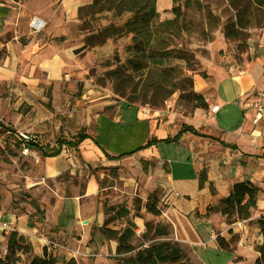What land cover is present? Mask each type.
<instances>
[{
  "label": "crops",
  "instance_id": "crops-1",
  "mask_svg": "<svg viewBox=\"0 0 264 264\" xmlns=\"http://www.w3.org/2000/svg\"><path fill=\"white\" fill-rule=\"evenodd\" d=\"M93 1L0 0V147L9 138L22 147V134L50 149L59 139L73 141L80 132L88 136L77 148L64 144L53 157H45L33 145L27 147L40 159L42 175L27 187L29 198L19 199L18 190L0 184L1 248L6 250L8 235L16 231L30 242L36 256L46 251L59 263L85 260L96 249L107 254L111 248V255H116L117 243L100 231L105 216L94 170L139 159L153 168L150 176L162 187L175 216L191 225L190 237L176 228V240L192 250L191 260H208V250L226 252L218 236L230 241L240 234L241 246L227 252L229 260L255 264L260 257L257 247L263 242L258 219L264 216V124H253L254 112L246 101L264 93L263 66L257 64L243 73L232 70L211 81L196 75L194 92L208 107L196 108L179 120L166 111H139L104 99L74 102L69 96L64 98L65 110L44 113V90L53 86L51 102L56 104L57 90L66 86L63 79L78 47L73 28L80 22V10ZM172 8L173 0L160 4L157 0L159 14L166 15L162 20L171 19ZM34 17L46 22L42 32L31 30ZM215 106L217 112L212 111ZM184 125L199 135L186 132L178 141L166 142ZM153 140L157 142L145 147ZM124 154L132 155L119 159ZM203 170L207 180L201 188ZM246 180L261 189L257 207L249 220L229 225L213 209L230 195L235 183ZM3 223L12 231L3 230Z\"/></svg>",
  "mask_w": 264,
  "mask_h": 264
},
{
  "label": "rangeland",
  "instance_id": "rangeland-1",
  "mask_svg": "<svg viewBox=\"0 0 264 264\" xmlns=\"http://www.w3.org/2000/svg\"><path fill=\"white\" fill-rule=\"evenodd\" d=\"M158 2L160 4L161 0ZM181 14L182 17L176 24L177 34L166 41L168 50L173 51L176 56L183 57L169 63L179 72L176 87L165 85L158 91L140 82L139 77L134 82L111 77L110 72L118 66H128L126 59L131 44L130 36L109 39L103 46L87 49L80 47L81 44L85 45V38L89 34H96L110 23L120 22L119 19H114L111 13L96 14L88 18L82 14L80 22L73 28L78 47L63 79L66 86L57 90L59 98L56 104L52 103L53 86H48L44 90L47 101L44 113L55 112L56 108L65 110L64 98L69 96L74 102L104 99L112 104L131 106L139 111L144 109L166 111L179 120L195 109L193 104L196 75L203 77L205 75V78L211 81L231 74L232 70L239 73L249 71L257 64L262 65L264 69V9H258L246 2L242 5L240 2L232 5L230 0H189L186 4L183 0ZM160 16L162 19L166 18V15ZM174 17V13L171 12V19ZM226 26L237 32L238 36L228 37L225 33ZM128 70L131 72V69ZM164 96H167L164 102L155 105V102ZM50 104H53V108L49 106ZM13 141L15 140L9 138L7 144L0 147V175L3 176L0 184L18 190L16 197L19 199L29 198L31 194L27 187L41 177L43 166L40 159L31 155L33 150L24 152L23 146L20 147ZM152 171L149 163L139 159L121 160L113 167H97L94 174L100 185L101 210L103 211L105 203L128 208L131 216H136L134 221L138 236L135 244L141 243L139 235L145 230L146 222L168 226L169 239L177 241V227L182 235L190 237L193 235L191 225L185 218L175 216L172 206L164 200L162 187L151 178ZM149 200L151 202L158 200L160 215L147 212L145 206ZM214 210L217 211V207ZM195 217L200 216L196 214ZM223 219L229 224L225 218ZM110 226L115 229L121 227L119 221L113 222ZM239 239L240 234L232 235L230 241L223 238L228 247L224 250L226 252L208 250L206 251L208 260L204 261L191 260L190 246L186 245L183 248L190 264H252V260H229L231 254L227 252L233 253L241 246ZM94 253L95 255L90 253L85 260H73V264H120L115 258L116 255H111V248L107 254H102L99 249ZM66 263L67 260L59 264Z\"/></svg>",
  "mask_w": 264,
  "mask_h": 264
},
{
  "label": "trees",
  "instance_id": "trees-1",
  "mask_svg": "<svg viewBox=\"0 0 264 264\" xmlns=\"http://www.w3.org/2000/svg\"><path fill=\"white\" fill-rule=\"evenodd\" d=\"M183 0H173L172 11L174 19L162 20L157 10V0H94L89 6L80 10V16L89 17L96 14L111 13L119 23H110L96 34H89L85 38V45L82 49L95 46H103L109 39L131 37L129 55L126 59L128 66H118L110 72L112 78L134 82L139 77L140 82L149 85L155 91L163 86L176 87L178 70L169 63L174 59H183L176 56L173 51L168 50L167 39L177 34L176 24L182 17L181 7ZM189 0H184L185 4ZM232 5L237 2L253 4L258 9H264V0H230ZM128 16V17H126ZM126 17V18H125ZM125 18V19H124ZM228 37H237L238 33L233 32L229 26L225 27ZM131 69V72H129ZM204 77H206L204 75ZM173 92L171 91L170 94ZM167 96H164L155 105L163 103ZM195 101V102H194ZM193 107L206 109L207 103L204 98L194 92ZM6 132L10 131L4 126ZM191 132L199 135L198 132L184 125L180 133L173 139L166 142L178 141L183 133ZM88 136L80 132L73 141L58 140L57 147L52 149L40 147L36 144H29L37 147L45 157L57 156L61 153L64 144L70 147H78ZM157 141H150L145 147L155 144ZM226 147H233L225 144ZM132 154H124L119 159ZM207 180L206 171L200 174V187L204 186ZM261 189L253 182L246 180L233 185L231 193L223 199L217 207L223 218L229 225L240 221L249 220L257 207V201ZM158 200L146 204L147 212L153 215H160L161 209L157 204ZM214 210V209H213ZM105 216L104 225L100 228L102 234L110 241L117 243L115 258L120 264H190L183 246L175 240L169 239L170 231L168 226L146 222L145 230L139 235L141 243L135 244L137 239V225L134 221L136 216H131V211L123 205L103 206ZM119 221L120 228L110 226L113 222ZM258 225L263 236V242L258 247L259 259L255 264H264V216L258 219ZM217 241L223 250L228 247L220 236ZM226 245V246H225ZM59 260L52 254L45 251L42 257L36 256L30 242L12 231L7 238L6 250L0 246V264H58ZM73 264V260L69 262Z\"/></svg>",
  "mask_w": 264,
  "mask_h": 264
},
{
  "label": "built area",
  "instance_id": "built-area-1",
  "mask_svg": "<svg viewBox=\"0 0 264 264\" xmlns=\"http://www.w3.org/2000/svg\"><path fill=\"white\" fill-rule=\"evenodd\" d=\"M46 27V22L42 18L34 17L30 22V28L34 33L42 32ZM247 108L249 110H252L254 112L253 117V124L255 126L259 124H264V93L261 92L257 96L248 99L246 101ZM219 110V106H215L212 111L217 112ZM22 141V146L24 147V152H28V145L31 143H35L36 140L28 135L22 134L20 137ZM176 197L179 196L178 193L175 194ZM242 222H239L238 224L241 225ZM2 229L5 231H12L11 226L8 223H3L1 225Z\"/></svg>",
  "mask_w": 264,
  "mask_h": 264
}]
</instances>
